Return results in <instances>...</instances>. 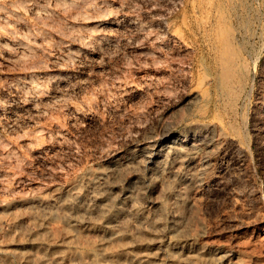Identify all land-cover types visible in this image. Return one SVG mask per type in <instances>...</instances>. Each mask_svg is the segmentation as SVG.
<instances>
[{
  "label": "rangeland",
  "instance_id": "1",
  "mask_svg": "<svg viewBox=\"0 0 264 264\" xmlns=\"http://www.w3.org/2000/svg\"><path fill=\"white\" fill-rule=\"evenodd\" d=\"M164 144L179 157L143 158ZM111 168L108 222L85 188ZM73 185L90 210L72 228ZM99 228L120 231L113 264L125 246L183 264L175 243L264 264V0H0V264H88Z\"/></svg>",
  "mask_w": 264,
  "mask_h": 264
},
{
  "label": "bare ground",
  "instance_id": "2",
  "mask_svg": "<svg viewBox=\"0 0 264 264\" xmlns=\"http://www.w3.org/2000/svg\"><path fill=\"white\" fill-rule=\"evenodd\" d=\"M230 29V28H229ZM220 33V32H219ZM228 37V36H227ZM228 39V38H227ZM224 46V45H222ZM220 48V47H219ZM215 53V52H214ZM219 53V52H218ZM240 53V51H239ZM233 54H235V51L233 52ZM221 55V53H220ZM237 55V54H236ZM213 57V56H212ZM214 57H215V54H214ZM222 58V57H221ZM219 58V59H221ZM224 60H222L223 62V68H222V77L220 78V81L218 83V86L219 88L221 89L222 92L226 93L227 90H228V83L237 75V66L239 64L233 62L234 60H232V52H231V49H227L226 51V54L223 58ZM238 61V60H237ZM244 61V60H243ZM221 64V63H220ZM215 66V65H214ZM240 66V65H239ZM246 67V66H245ZM244 67V68H245ZM219 71V70H218ZM216 72V71H215ZM246 72V71H245ZM243 75V74H242ZM246 75V74H244ZM220 77V76H219ZM238 78V77H236ZM214 79V78H213ZM238 81V79H236ZM233 83V82H232ZM247 83V82H246ZM230 84V83H229ZM237 85V84H236ZM240 84H238L239 86ZM215 86V85H214ZM214 88V87H212ZM237 89V88H236ZM245 89V88H244ZM233 91V90H232ZM243 91V89H242ZM232 93V92H231ZM238 95V94H237ZM242 95V94H241ZM230 97V96H229ZM242 97V96H241ZM231 98V97H230ZM229 98V99H230ZM240 98V97H239ZM228 99V98H227ZM233 99V98H232ZM236 99V98H235ZM233 99V100H235ZM222 100V99H221ZM224 100V98H223ZM237 100V99H236ZM225 103V102H224ZM228 103V102H227ZM236 103V102H235ZM236 105V104H235ZM223 108V107H222ZM227 109V108H226ZM232 113V112H231ZM234 113V112H233ZM235 114V113H234ZM194 130V129H193ZM198 136V135H197ZM186 137V136H185ZM193 137V136H192ZM191 137V138H192ZM194 138L195 135H194ZM177 140V138L175 139ZM174 140V141H175ZM181 140V139H180ZM179 140V141H180ZM178 141V140H177ZM172 142V141H171ZM174 143V142H173ZM137 150V149H136ZM173 145L171 144H164V145H161L160 147L158 146H150L147 148V150L143 151L144 153H142L143 155V158L144 157H147L148 158V161H150L149 163H160L161 161H166L168 157H176L179 155L178 152L176 151H173ZM142 151V150H141ZM131 152V151H130ZM140 152V151H139ZM174 154V155H173ZM177 154V155H175ZM132 155V154H131ZM141 155V154H140ZM127 156V155H126ZM139 156V155H138ZM137 156V157H138ZM117 157V156H116ZM140 157V156H139ZM179 157V156H178ZM126 158V157H125ZM174 158V160L176 159ZM114 159V158H113ZM132 159V158H131ZM120 160H123L121 159V156H120ZM186 160V159H185ZM112 161V160H111ZM124 161V160H123ZM184 162H187V161H184ZM121 163L123 164V162L121 161H115L113 164H114V167L116 168V170H119V165H121ZM145 163H146V160H145ZM207 163V162H206ZM110 164V163H109ZM112 164V163H111ZM150 165V164H149ZM102 166V165H101ZM105 166H108V164ZM118 166V167H117ZM176 166V165H175ZM122 167V166H121ZM146 167V166H145ZM199 167V165H198ZM123 169V168H122ZM155 169V170H154ZM153 171L154 173L156 174H160L162 172V168L160 166H157L156 168H154ZM187 169V168H186ZM113 170V168L111 169H100V170H96L94 171L93 173H90V176L87 177L86 179V188L85 190H87L90 194V196L94 199V200H100V201H104L106 202L105 204V209L104 211H102V213H104V215H106V218L108 217V222L112 221L114 219V216H109V214L107 215V212L110 211V207L112 206L111 205V202L113 203V201L116 199L117 195L114 196V191L115 188H114V184L108 182L106 180V177L109 175V173ZM147 171V169H146ZM172 171V170H171ZM203 171L204 169H202L198 176L199 177L201 174H203ZM84 172V171H83ZM136 172V171H135ZM134 172V173H135ZM148 172V171H147ZM174 172V171H173ZM176 172V171H175ZM114 174V173H113ZM136 174V173H135ZM168 174V172H167ZM177 174V173H175ZM145 175V174H144ZM174 175V174H173ZM127 176V174L125 175ZM165 176V175H164ZM205 176V175H204ZM118 177V176H117ZM130 177V176H129ZM139 177V176H138ZM166 177V176H165ZM84 177H82L81 179H83ZM116 178V177H115ZM136 178V177H135ZM145 178V177H143ZM119 179V178H118ZM128 179V178H127ZM147 179V178H146ZM162 179V178H161ZM164 179V178H163ZM208 179V177H207ZM130 180V179H129ZM128 180V181H129ZM149 180V179H148ZM147 180V181H148ZM193 180V179H192ZM145 181V180H144ZM170 181V179H169ZM184 181V180H183ZM205 181V180H204ZM83 182V181H82ZM130 182V181H129ZM194 182V181H193ZM197 182V180H196ZM127 182H125L126 184ZM142 183V182H140ZM145 183V182H144ZM165 184V182H163ZM163 184V185H164ZM68 185V184H67ZM142 186V185H141ZM180 186V185H179ZM188 186V185H187ZM65 187V186H64ZM63 187V188H64ZM147 187V186H146ZM156 187V186H155ZM154 187V188H155ZM181 187V186H180ZM62 188V189H63ZM160 188V187H159ZM60 189V190H62ZM120 189V188H119ZM149 189V188H148ZM59 190V191H60ZM82 189H80L79 187H77V185H73L71 186L70 188H68L65 192H67V194L69 195V200L67 202L68 206L70 208L73 209V212L71 213H67L66 214V219L67 221L69 222V224L72 225V228L73 227H76V225L78 224H81V222H85L84 220H79L77 218V214L79 215V212L80 210L82 211H87L89 213L88 210H90V205H85V203L83 202V198H84V195H83V192L81 191ZM121 190V189H120ZM119 190V192H120ZM124 190V189H123ZM157 190V188H156ZM64 191V190H63ZM62 191V193H64ZM118 191V189H117ZM122 191V190H121ZM116 192V191H115ZM136 192V191H135ZM156 192V191H155ZM61 193V191H60ZM145 193V192H144ZM146 194V193H145ZM154 194V193H153ZM192 195V194H191ZM38 196V195H37ZM122 198H124L125 200H132L134 199L133 197L134 196V191L133 190H126L124 191L123 195H121ZM66 198V197H65ZM64 198V199H65ZM174 199V197H172ZM145 199L147 200L148 198L145 197ZM53 200V199H51ZM58 200V199H57ZM88 200V199H87ZM119 200V199H118ZM194 200V199H193ZM150 201V200H149ZM34 202L36 204H43L45 203L46 201L44 200V198L42 196H38L35 198ZM33 202V203H34ZM54 202V201H53ZM97 202V201H96ZM147 202V201H146ZM152 201H150L151 203ZM155 202V201H154ZM34 203V204H35ZM47 203V202H46ZM148 203V202H147ZM153 203V202H152ZM32 204V202L30 203ZM130 205V204H129ZM128 205V206H129ZM134 205V204H133ZM153 205V204H152ZM4 206V204H3ZM32 206V205H31ZM100 206V205H99ZM42 207V206H41ZM44 207V206H43ZM47 207V206H46ZM33 208V207H32ZM40 208V206H39ZM129 208V207H128ZM134 208V207H133ZM38 209V207H37ZM49 209V208H47ZM67 209V208H66ZM92 209V207H91ZM117 209V208H116ZM42 210V209H41ZM121 210V209H120ZM152 210V209H151ZM189 210V209H188ZM35 211V209H34ZM38 211V210H37ZM69 211V210H68ZM127 211V210H125ZM147 211V210H146ZM158 212V211H157ZM189 212V211H187ZM48 213V212H47ZM145 213V212H144ZM134 214V213H133ZM189 213H187L188 215ZM159 215V214H158ZM170 215V214H169ZM35 216V215H34ZM171 216V215H170ZM43 217V216H42ZM155 217V216H154ZM63 218V217H62ZM141 218V217H140ZM148 218V217H147ZM172 218V217H170ZM187 218V216H186ZM134 219V218H133ZM38 221V220H37ZM88 223H90L89 221H87ZM86 222V228H90L91 230H95L97 228L91 226L90 224H88ZM139 222V221H138ZM122 223V222H121ZM131 223V222H130ZM142 223V222H141ZM37 224V223H35ZM124 224V222H123ZM123 224H121V227L123 226ZM133 224V223H132ZM143 224V223H142ZM33 225V224H32ZM125 225V224H124ZM130 225V224H129ZM184 225V224H182ZM40 225H38L39 227ZM83 226V225H82ZM154 228V227H153ZM68 229V228H67ZM78 229V228H77ZM75 230V229H74ZM99 231L102 235V238H101V242H100V246L102 247V249H99V250H93L90 252L89 256L92 258L90 259L91 262H89L88 264H113L111 262H107L109 259H113L115 257H119V252L118 251H113V250H107L106 248H104V246L111 240L114 241V239H117L118 236L120 235V231L119 229H114L112 228V231L110 232H107L106 230L104 229H100L99 228ZM81 232V231H80ZM142 232V231H141ZM164 232V230H163ZM171 232V231H170ZM138 233V232H137ZM168 233V232H167ZM65 234V232H64ZM76 234V232H75ZM146 234V233H145ZM166 234V233H164ZM42 235V234H41ZM44 235V234H43ZM201 235V234H200ZM29 236V235H28ZM168 236V235H167ZM148 237V236H147ZM146 237V238H147ZM166 237V236H165ZM169 237L170 234H169ZM195 237V236H194ZM69 238H71L69 236ZM164 238V236H163ZM185 238V237H184ZM37 239V238H36ZM62 239V238H61ZM121 239V238H120ZM145 239V238H144ZM151 239V238H150ZM166 239V238H165ZM164 239V240H165ZM193 239V238H192ZM201 239V238H200ZM30 240V239H29ZM54 240V239H53ZM118 240V239H117ZM123 240V239H122ZM125 240V239H124ZM123 240V241H124ZM168 240V239H166ZM190 240V239H189ZM60 241V240H58ZM63 241V240H62ZM185 241V240H184ZM56 242V241H55ZM142 242V241H141ZM144 242V241H143ZM169 242V241H167ZM192 242V241H190ZM31 243V242H30ZM36 243V242H35ZM57 243V242H56ZM157 243V242H156ZM179 243V242H178ZM187 243V242H186ZM205 243V242H203ZM18 244V243H17ZM132 244V243H131ZM139 244V243H138ZM19 245V244H18ZM55 245V244H54ZM108 245V244H107ZM135 245V244H134ZM9 246V245H8ZM56 246V245H55ZM165 246V245H164ZM3 247V246H2ZM6 247V246H4ZM51 247H52V244H51ZM70 247V246H69ZM72 247V246H71ZM74 247V246H73ZM133 247V246H132ZM149 247V246H148ZM161 247V246H160ZM137 248V247H136ZM163 248V247H162ZM161 248V249H162ZM221 248V247H220ZM87 249V248H86ZM90 249V248H89ZM123 249V250H122ZM121 250H122V253L121 254H126L128 255V257L131 259V261H133V263L135 264H158V258L154 256V254L152 253H147V252H141V253H133L132 251L128 250V247L125 246L123 247ZM148 249V248H147ZM8 250V249H7ZM12 250V249H11ZM75 250V249H74ZM149 250V249H148ZM154 250V249H153ZM221 250V249H220ZM217 251L215 252H211L208 250V248L206 247H200V246H197V245H194L193 243H188V244H185L183 246H178L176 243L173 244L171 247H170V256L172 257V259H179L180 261L183 262V264H220L223 262V260L225 258H227L225 255H222L221 252ZM224 250V249H223ZM58 251V250H57ZM56 251V252H57ZM151 251V250H150ZM213 251V250H212ZM5 252V251H4ZM8 252V251H7ZM229 252V251H227ZM226 253V252H225ZM7 254V253H6ZM11 255V254H10ZM20 255V254H19ZM21 256V255H20ZM161 257V256H160ZM159 257V258H160ZM72 258V257H71ZM70 258V259H71ZM231 258V257H230ZM80 259V258H79ZM170 259V258H169ZM160 260V259H159ZM166 260V259H165ZM226 260V259H225ZM111 261V260H110ZM164 261V260H163ZM171 261V260H170ZM52 262V261H51ZM116 262V261H115ZM168 262V261H166ZM174 262V261H173ZM53 263V262H52ZM55 263V262H54ZM85 263V262H84ZM132 263V264H133ZM172 263V262H171ZM57 264V263H56ZM178 264V263H177Z\"/></svg>",
  "mask_w": 264,
  "mask_h": 264
}]
</instances>
